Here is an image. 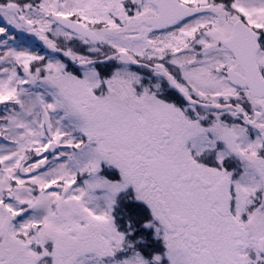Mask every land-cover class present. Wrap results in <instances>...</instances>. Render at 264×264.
<instances>
[{"label": "snow or ice", "instance_id": "6c2138e0", "mask_svg": "<svg viewBox=\"0 0 264 264\" xmlns=\"http://www.w3.org/2000/svg\"><path fill=\"white\" fill-rule=\"evenodd\" d=\"M0 264H264V0H0Z\"/></svg>", "mask_w": 264, "mask_h": 264}]
</instances>
